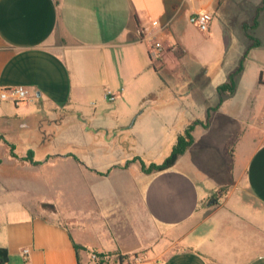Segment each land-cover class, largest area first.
<instances>
[{"label":"crops","instance_id":"1","mask_svg":"<svg viewBox=\"0 0 264 264\" xmlns=\"http://www.w3.org/2000/svg\"><path fill=\"white\" fill-rule=\"evenodd\" d=\"M226 1L0 0V93L29 90L21 102L0 99V145L11 143L10 133L20 139L23 151L11 143L19 158L9 154L8 161L25 173L0 177L7 264H92V253L103 255L102 264H264L260 22L253 30L260 45L248 51L234 93L222 102L217 87L246 52L244 30L243 47L196 106L171 78L185 54L175 36L182 10L211 13L208 41L212 11ZM154 37L182 56L168 52L154 68ZM194 121V143L173 167L141 171L137 158L161 162ZM215 128H222L221 137L209 145ZM248 141L253 147L239 167L230 149ZM28 155L36 164L23 160ZM240 184L254 198L247 218L216 222L209 199L224 187L226 199Z\"/></svg>","mask_w":264,"mask_h":264},{"label":"rangeland","instance_id":"2","mask_svg":"<svg viewBox=\"0 0 264 264\" xmlns=\"http://www.w3.org/2000/svg\"><path fill=\"white\" fill-rule=\"evenodd\" d=\"M261 0H227L225 4L218 11L214 12V27L215 31L212 35V39L207 41V33H201L189 20L193 9L191 6H186L179 16V30L175 36L178 38L181 46L183 47L185 54L183 57L180 49L175 47H169L168 52L174 54L180 58L181 66L179 70L173 71L171 78L174 83V89L181 91L186 88L189 91L192 105L196 106V101L199 100L201 94L210 91L211 83L219 81L221 77H224V68L227 64H230L233 59L236 58V54L241 50L244 44V34L242 23L247 18H251L249 25H252V19L255 11H248L247 8H255ZM216 4L218 1L215 2ZM198 7V6H197ZM186 11V12H185ZM260 26L256 30L257 36L264 40V11L259 15ZM216 24V26H215ZM164 47V46H163ZM168 52L163 49L162 58L158 61H154V65L159 68L163 66V63L168 57ZM208 61V62H207ZM223 62V63H222ZM206 63H210L208 66L209 71L206 73ZM162 64V65H161ZM172 67V66H171ZM179 71V72H178ZM176 91V90H175ZM6 130V127H5ZM8 130V128H7ZM222 128H215L212 130V138L207 140V143L211 145V141L214 138L221 137ZM9 142L16 145V151H23V145L19 142L20 139L14 137L13 133ZM211 143V144H210ZM204 145L208 147L209 145ZM214 144V143H213ZM253 147V144L248 141L247 144L235 145L230 150L236 151L235 157L232 159V163H236L239 167L243 166L246 156L249 154ZM9 146L7 144L0 145V159L4 162V165L0 168V177L4 174H12L19 177L24 176L22 170L14 168L12 162L8 161ZM10 156V155H9ZM17 161V160H16ZM20 162V160H18ZM21 163V162H20ZM139 164V163H138ZM226 188L222 190L221 196H211L210 199H215V202L209 206V214L214 218L221 220L228 215L239 216V218H247L246 211L251 209L254 203V198L244 190L242 184L231 193L226 199L223 198L226 194ZM209 199V201H210ZM208 201V202H209ZM47 208H52L47 205ZM213 212V214H212ZM216 223L213 225L215 227ZM105 259L102 260V262Z\"/></svg>","mask_w":264,"mask_h":264},{"label":"trees","instance_id":"3","mask_svg":"<svg viewBox=\"0 0 264 264\" xmlns=\"http://www.w3.org/2000/svg\"><path fill=\"white\" fill-rule=\"evenodd\" d=\"M263 10H264V0H262L260 5L256 7L255 14H254V17L252 19L253 24L249 25L246 22L243 24V29H244L246 38L248 40L247 49H246V52H245L243 58L241 59L239 65L229 74L228 79L224 83L220 84L217 87V92L219 94L221 102L224 100V98L227 95L234 93L235 86H236V78L241 73V71L243 69L244 59H245L246 55L248 54V51L251 50L252 48L260 45V40L253 35V30L258 27L259 15ZM181 54H182V52H181ZM153 66H154V68L156 67L154 65V63H153ZM259 81L262 82V73L260 74ZM211 110L212 109L210 108L208 111V116H207L206 121L204 123H202V125L204 127H207L209 125L210 117H211ZM198 122L199 121H194L191 124H189L187 127H185L183 132L177 136L176 141H175L174 145L172 146L169 154L161 162L146 163L142 159L137 158L141 171L146 173V174H152V173L162 172V171H165V170L173 167L175 165V163L177 162L178 158L194 143L193 131H194L196 124H198ZM6 143L9 146L10 155L12 157L18 159L19 156L14 152L15 146L11 143H8L7 141H6ZM23 160L29 161L32 164H36V162L32 160L31 155H28L27 157L23 158ZM133 160H136V158ZM130 162H132V161H127V163L125 164V167H127ZM0 163H1V159H0ZM222 190H224V188L217 190L213 194V196H216V197L221 196ZM75 248H76V251L78 253L82 247L75 244ZM101 256H103V255H101ZM119 258L122 262L125 257L121 256ZM8 261H9L8 250L4 247H0V264H7ZM78 264H81L80 260H79Z\"/></svg>","mask_w":264,"mask_h":264},{"label":"built area","instance_id":"4","mask_svg":"<svg viewBox=\"0 0 264 264\" xmlns=\"http://www.w3.org/2000/svg\"><path fill=\"white\" fill-rule=\"evenodd\" d=\"M189 20L201 33H208L210 28V23L212 21V15L207 11H198L193 13L190 16ZM159 26L160 24L158 21L152 22L153 28H158ZM152 40L153 41L149 49V55L154 63V61H158L162 58L164 47H163V42L158 38L154 37ZM27 97H29V90L24 86H17L10 89H4L0 93V99L11 100L12 102L15 103L24 101ZM107 98L110 101H113L115 97L113 95H110L109 93V95H107ZM24 252L27 253V250H25ZM103 259L104 257L99 254L96 253L91 254L92 264H102Z\"/></svg>","mask_w":264,"mask_h":264},{"label":"water","instance_id":"5","mask_svg":"<svg viewBox=\"0 0 264 264\" xmlns=\"http://www.w3.org/2000/svg\"><path fill=\"white\" fill-rule=\"evenodd\" d=\"M215 202V199H211L207 204L208 205H211L212 203H214Z\"/></svg>","mask_w":264,"mask_h":264}]
</instances>
